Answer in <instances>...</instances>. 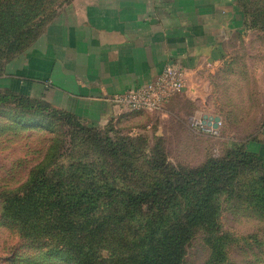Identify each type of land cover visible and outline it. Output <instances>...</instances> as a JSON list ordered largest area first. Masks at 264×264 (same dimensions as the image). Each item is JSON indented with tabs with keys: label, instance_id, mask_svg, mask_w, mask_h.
<instances>
[{
	"label": "rangeland",
	"instance_id": "obj_1",
	"mask_svg": "<svg viewBox=\"0 0 264 264\" xmlns=\"http://www.w3.org/2000/svg\"><path fill=\"white\" fill-rule=\"evenodd\" d=\"M74 1L0 0V264H73L51 248L28 241L18 224L2 217L4 201L34 174H45L72 189L95 187L101 193L115 189L136 195L164 182L170 172L199 168L209 158L225 157L231 147L264 139V0L234 1L241 25L231 34L221 63L205 75L210 91L204 106L183 100L181 118L169 123L155 118V112L127 110L118 119L90 125L49 116L46 110L33 111L28 100L3 91L6 66L24 55ZM15 35L17 48L3 54ZM199 114L220 119L218 138L190 127L189 118ZM171 130L178 131L176 139ZM262 196L264 167L257 161L235 179L232 192L220 189L214 195L217 231L227 236L225 264H264V212L254 206ZM96 198L97 215L116 219L123 215L116 205L119 194ZM164 198L159 196L160 201ZM114 201L109 208L106 203ZM155 208L149 201L131 220L119 222L115 233L103 237L96 247L97 263L126 257L131 248L123 237H139L144 222L159 213ZM185 210L186 199L179 197L176 204L167 202L162 217L172 219ZM209 257L204 230L194 228L182 264H206Z\"/></svg>",
	"mask_w": 264,
	"mask_h": 264
},
{
	"label": "crops",
	"instance_id": "obj_2",
	"mask_svg": "<svg viewBox=\"0 0 264 264\" xmlns=\"http://www.w3.org/2000/svg\"><path fill=\"white\" fill-rule=\"evenodd\" d=\"M234 1L75 0L6 66L3 89L102 125L127 111L110 97L151 82L174 63L184 70L186 87L153 116L180 119L183 100L204 106L205 75L221 63L240 28ZM205 116L212 117H192ZM171 132L176 139L178 131ZM245 146L264 158V139Z\"/></svg>",
	"mask_w": 264,
	"mask_h": 264
},
{
	"label": "trees",
	"instance_id": "obj_3",
	"mask_svg": "<svg viewBox=\"0 0 264 264\" xmlns=\"http://www.w3.org/2000/svg\"><path fill=\"white\" fill-rule=\"evenodd\" d=\"M18 36H10V43L3 47V54L13 52ZM3 91L28 100L33 111L46 110L49 116L79 121L69 113L53 109L45 101ZM254 161L264 167V158L247 151L246 146L231 147L225 157L209 158L196 169L170 172L164 182H155L150 191L136 195L115 189L101 193L95 187L72 189L61 181L37 173L4 201L2 217L18 224L20 233L28 241L40 243L46 250L51 248L73 264H100L95 258L97 244L109 232L115 233L119 222L131 218L134 212L150 201L155 203L159 213L144 222L143 233L139 237H123L131 250L126 257L113 259L109 264H182L185 246L192 230L197 227L204 230L205 241L210 247L206 264H225L227 236L217 231V214L212 199L220 189L225 193L232 192L235 179ZM197 188L199 191H196ZM114 194L121 196L116 205L123 215L118 219L110 214L97 215L96 197ZM161 195L165 196L162 202L159 200ZM179 197L186 199L183 215L163 218L162 210L167 202L176 204ZM257 200L254 206L264 212V196ZM106 204L112 208L115 201Z\"/></svg>",
	"mask_w": 264,
	"mask_h": 264
},
{
	"label": "built area",
	"instance_id": "obj_4",
	"mask_svg": "<svg viewBox=\"0 0 264 264\" xmlns=\"http://www.w3.org/2000/svg\"><path fill=\"white\" fill-rule=\"evenodd\" d=\"M185 87L184 70L174 63H168L151 82L113 95L108 99V102L128 111L157 112L175 95L181 93ZM189 125L200 134L212 138L219 137V128L214 129L208 126L199 117H191Z\"/></svg>",
	"mask_w": 264,
	"mask_h": 264
},
{
	"label": "water",
	"instance_id": "obj_5",
	"mask_svg": "<svg viewBox=\"0 0 264 264\" xmlns=\"http://www.w3.org/2000/svg\"><path fill=\"white\" fill-rule=\"evenodd\" d=\"M203 120H204V123H206L208 126H211L214 129L219 128L220 119L218 117L205 116Z\"/></svg>",
	"mask_w": 264,
	"mask_h": 264
}]
</instances>
